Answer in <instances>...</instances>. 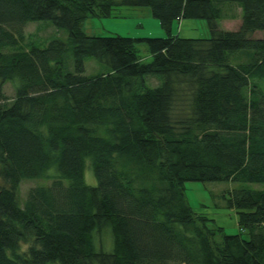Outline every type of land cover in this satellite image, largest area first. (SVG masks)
Returning <instances> with one entry per match:
<instances>
[{
  "label": "trees",
  "instance_id": "trees-1",
  "mask_svg": "<svg viewBox=\"0 0 264 264\" xmlns=\"http://www.w3.org/2000/svg\"><path fill=\"white\" fill-rule=\"evenodd\" d=\"M119 7L147 8L165 36L82 32ZM224 7L240 13L233 31L218 26ZM179 20H203L208 37L172 35ZM42 21L65 40L20 49ZM258 32L264 0H0V264H264V190L221 192L230 235L184 196L186 182L264 184ZM86 58L107 72L85 76ZM42 179L17 201L21 182ZM105 227L104 252L92 234Z\"/></svg>",
  "mask_w": 264,
  "mask_h": 264
},
{
  "label": "rangeland",
  "instance_id": "rangeland-1",
  "mask_svg": "<svg viewBox=\"0 0 264 264\" xmlns=\"http://www.w3.org/2000/svg\"><path fill=\"white\" fill-rule=\"evenodd\" d=\"M224 17L218 23L221 30L233 31L238 26L240 13L237 8L224 7ZM231 15H235L232 19ZM154 24L156 28H154ZM182 31L177 34V24L173 27V34L179 38H207L208 32L206 23L203 20H184ZM82 32L87 36L106 37L110 35H119L130 38H154L164 37L162 31H159L158 21L151 17L147 8H130L119 7L113 11V16L110 18H86L81 24ZM25 42L20 49L26 50L29 45L37 48H43L53 38L65 40L66 35L62 31L56 30L49 22H33L28 23L24 28ZM263 32H258L253 35V38H261ZM242 52V51H240ZM137 55L141 63H148L150 56L145 44L137 45ZM245 56L241 53L232 55L230 61L233 64L243 62ZM84 75L94 76L107 72V67L96 63L91 59L83 61ZM147 87H155L157 81L155 79L146 78ZM264 90V81L259 83ZM3 93L7 98L13 97V88L9 84L3 87ZM85 176L86 184H93L92 175L87 167ZM50 180H28L19 184L16 192L17 201L21 203L27 191L37 186L48 185ZM0 185L2 182L0 181ZM231 189H248V190H264V184H233V183H200L186 182L184 185V196L189 207L196 213L205 216L213 221L214 225L221 228L223 233L230 235L237 231L236 212L224 208V203L220 198L222 191ZM210 227V226H209ZM93 244L96 250L109 251L111 249V239L107 228H102L99 232L95 231L92 234ZM216 243H220V235L214 237Z\"/></svg>",
  "mask_w": 264,
  "mask_h": 264
},
{
  "label": "crops",
  "instance_id": "crops-1",
  "mask_svg": "<svg viewBox=\"0 0 264 264\" xmlns=\"http://www.w3.org/2000/svg\"><path fill=\"white\" fill-rule=\"evenodd\" d=\"M183 23H184V20L174 21L171 25V34H173V31H174L173 27H175V24H177V34H179L184 27ZM238 24H239V21H238ZM153 25H154V28H156V25L154 24V22H153ZM159 31H161V30L159 29ZM177 37H178V35H177ZM186 39H189V38H186Z\"/></svg>",
  "mask_w": 264,
  "mask_h": 264
}]
</instances>
